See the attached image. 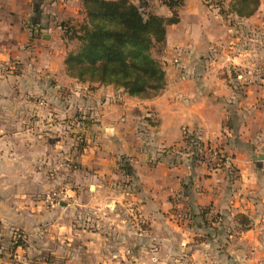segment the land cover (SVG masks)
I'll use <instances>...</instances> for the list:
<instances>
[{
    "label": "crops",
    "instance_id": "0c3cea01",
    "mask_svg": "<svg viewBox=\"0 0 264 264\" xmlns=\"http://www.w3.org/2000/svg\"><path fill=\"white\" fill-rule=\"evenodd\" d=\"M230 2L183 1L153 55L165 87L142 100L66 75L63 29L84 19L82 0H0V264H181L182 253L183 264H264V0L247 18ZM30 105L31 155L18 154L29 132L9 127ZM47 108L67 131L53 133ZM184 132L221 152V167L187 151ZM57 190L68 198L51 203Z\"/></svg>",
    "mask_w": 264,
    "mask_h": 264
},
{
    "label": "trees",
    "instance_id": "16d2710c",
    "mask_svg": "<svg viewBox=\"0 0 264 264\" xmlns=\"http://www.w3.org/2000/svg\"><path fill=\"white\" fill-rule=\"evenodd\" d=\"M160 1L170 11L169 17L144 11L129 0H82V23L63 29L68 41L77 42L64 58L66 75L79 83L111 85L142 100L156 97L165 79L153 52L162 50L165 28L178 23L184 0ZM258 6L259 0H231L229 13L247 18ZM183 142L187 151L201 159L203 143L197 136L184 132ZM239 218L246 229L248 222Z\"/></svg>",
    "mask_w": 264,
    "mask_h": 264
},
{
    "label": "rangeland",
    "instance_id": "374dc122",
    "mask_svg": "<svg viewBox=\"0 0 264 264\" xmlns=\"http://www.w3.org/2000/svg\"><path fill=\"white\" fill-rule=\"evenodd\" d=\"M217 7H219V6H217ZM221 11V10H220ZM222 12V11H221ZM84 13V12H83ZM83 21V20H82ZM82 23V22H81ZM81 23H77V24H75L74 26H72L71 28H73V27H78ZM70 26H66V28H64V29H68ZM77 47V42L76 41H73V44H70V46H69V50L71 51V50H74L75 48ZM68 53V52H67ZM156 53H154L153 52V55H155ZM12 65V64H11ZM20 67H21V65H19V64H13L12 65V68H14V70H16V71H14V72H16V73H18L17 71L20 69ZM263 74H264V71H263ZM84 84V90H87V91H90L91 90V88H93V87H91L92 85H94V84H88V83H83ZM52 85H55V82L54 81H52ZM97 85V84H96ZM98 86H103V85H98ZM22 95V99H24V100H27V101H29L30 102V104L32 103V105H34V104H40V105H45L44 103H45V101H44V98H43V96L42 95H33V96H31V93H23V94H21ZM65 95H64V93H62V92H60V91H58L57 93H54V91L53 92H51V100H52V97H53V99H54V101L56 102V103H59L60 104V102H63V99H62V97H64ZM50 100V101H51ZM43 110V109H42ZM47 111L45 112V113H48L49 115H48V118H50L52 121H53V128H51L52 130H53V133H56V134H59L60 133V131L61 132H64V131H67L68 129H66V128H63V126H60V124H59V121L56 119V117H55V115H57L56 113H55V111L54 110H51V109H49V108H47L46 109ZM42 114H44V110H43V113ZM35 116H37V115H35V113H34V111L32 110V108H31V105H30V108L29 109H25V112H23V110H21V113H20V117L19 118H21L22 120H21V125H19L18 127H16V126H10L9 127V131L10 132H12V130H11V128H13V132H16V131H18L19 133H23V132H29V137L28 138H25V140H23V143H22V145L24 146H18L17 147V153L18 154H21V152H22V150L23 149H26V151L28 150V152H29V154L31 153V123H33V120H34V118H35ZM58 116V115H57ZM82 116H84L83 114H82ZM81 116V117H82ZM23 118H24V120H23ZM88 118L89 117H85L84 116V120L86 121V120H88ZM83 120V119H82ZM83 120V121H84ZM48 125V124H47ZM45 125L44 124H42V127H44ZM55 127V128H54ZM77 141V140H76ZM78 143H77V146H78V148L80 147V146H83V145H85L86 144V141H84L83 139H82V141L81 140H78L77 141ZM54 151L55 152H58V151H56V148L54 149ZM222 154V153H221ZM31 155V154H30ZM54 157H53V159L56 161V159L59 157L58 155H53ZM67 163L69 166H68V171H69V169L72 167L73 168V163H70V161H67V160H64V163ZM223 162H224V158H223ZM58 163V162H57ZM205 163V162H204ZM74 164H76V163H74ZM54 165V164H53ZM58 165V164H57ZM55 168V169H54ZM210 170H212V168H209ZM51 170H58V169H56V167H54V166H52L51 167ZM56 172V171H55ZM69 177V175L67 176V178ZM58 192L56 193V195L55 194H48L47 195V197H48V200L51 202V203H55V202H57L60 198H68L67 197V195L66 194H64V190H61V192H63V194L62 193H60V190H57ZM73 193H74V195H80V193H81V191L80 190H71ZM102 194H106V196H107V192L106 191H103L102 192ZM84 197H86V198H88V199H93V195H91V194H89V195H87V196H85L84 195ZM64 200H66V199H64ZM104 209H106V208H104ZM134 212V211H133ZM218 222V220L216 221V223ZM214 255V258L216 259V257H217V254H213ZM188 257H189V255H188ZM217 260V259H216ZM180 262H181V264H183L182 262H187V256L185 255L184 256V254L182 253L181 254V258H180Z\"/></svg>",
    "mask_w": 264,
    "mask_h": 264
},
{
    "label": "built area",
    "instance_id": "2783aa9c",
    "mask_svg": "<svg viewBox=\"0 0 264 264\" xmlns=\"http://www.w3.org/2000/svg\"><path fill=\"white\" fill-rule=\"evenodd\" d=\"M223 155L217 149L210 146H205L201 154V161L205 162L208 168L217 169L221 167L223 163ZM205 218L208 222H216L217 215L211 210H208L205 214ZM216 219V221H214Z\"/></svg>",
    "mask_w": 264,
    "mask_h": 264
}]
</instances>
